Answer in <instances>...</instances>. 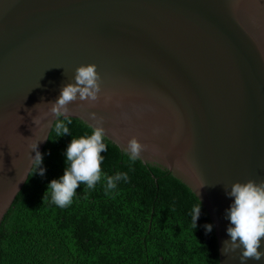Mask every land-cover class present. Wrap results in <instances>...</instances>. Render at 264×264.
Instances as JSON below:
<instances>
[{
  "label": "water",
  "instance_id": "obj_1",
  "mask_svg": "<svg viewBox=\"0 0 264 264\" xmlns=\"http://www.w3.org/2000/svg\"><path fill=\"white\" fill-rule=\"evenodd\" d=\"M87 64L98 99L61 117L122 152L136 138L139 160L203 206L219 264H239L220 251L225 187L264 182V0H0V226L59 119L51 104Z\"/></svg>",
  "mask_w": 264,
  "mask_h": 264
},
{
  "label": "trees",
  "instance_id": "obj_2",
  "mask_svg": "<svg viewBox=\"0 0 264 264\" xmlns=\"http://www.w3.org/2000/svg\"><path fill=\"white\" fill-rule=\"evenodd\" d=\"M59 121L70 135H57ZM92 131L78 119L54 123L41 152L45 175L35 174V164L0 226V264H219L214 228L205 234L212 223L191 190L159 165L131 161L107 139L102 174L127 173L129 182L110 194L103 179L95 190L82 184L63 209L44 197L64 173L71 139ZM200 205L196 227L191 212Z\"/></svg>",
  "mask_w": 264,
  "mask_h": 264
},
{
  "label": "clouds",
  "instance_id": "obj_3",
  "mask_svg": "<svg viewBox=\"0 0 264 264\" xmlns=\"http://www.w3.org/2000/svg\"><path fill=\"white\" fill-rule=\"evenodd\" d=\"M100 75L95 64L81 65L75 70L74 83L61 88L60 95L51 104V112L57 117L66 114L67 105L79 98L81 101H96L100 92ZM95 119V114L92 116ZM68 124L71 120H68ZM57 135L60 137L70 135L69 127L59 121L55 125ZM105 129L97 126L89 136L71 139L65 156V170L58 179L51 180L44 197L50 195V202L63 209L70 206L76 195V190L83 184L89 190H95L98 183H105V193L110 194L117 188V183L129 182L127 173H117L115 176L102 174L101 165L104 160L102 153L108 151L104 142ZM42 141V140H41ZM40 141V142H41ZM36 150L34 162L37 165L35 174L44 176L46 169L43 165V154ZM142 145L136 138L128 141L125 155L135 162L140 158ZM200 187V190L202 189ZM226 196L233 199L230 207L225 211V218L230 221L226 229L229 239L223 241L221 252L224 255L234 254L238 251L239 264H248L249 260L260 262L264 260V250L261 249V238L264 237V182L256 183L249 180L245 183L235 182L230 188L225 187ZM43 197V198H44ZM201 205L193 207L192 222L197 227L201 215ZM212 224H205V234L213 231Z\"/></svg>",
  "mask_w": 264,
  "mask_h": 264
}]
</instances>
